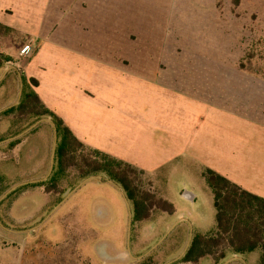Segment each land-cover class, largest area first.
Listing matches in <instances>:
<instances>
[{
	"label": "rangeland",
	"instance_id": "obj_1",
	"mask_svg": "<svg viewBox=\"0 0 264 264\" xmlns=\"http://www.w3.org/2000/svg\"><path fill=\"white\" fill-rule=\"evenodd\" d=\"M0 19L24 27H0V61L11 59L0 65V264L258 263L259 250L196 263L184 256L196 234L216 228L205 171L251 180L255 164L262 171L264 0H0ZM155 76L207 98L205 115L188 116L193 131L180 144L191 143L181 155L179 133H155V110L164 107ZM105 80L128 94L129 112H142L127 118L132 140L115 150L145 172L132 176L134 186L174 212L155 207L136 220L119 181L67 164L87 169L90 148L110 154L100 147L113 142H84L88 148L70 151L61 168L53 118L19 110L36 93L80 127L72 106L91 104L87 97Z\"/></svg>",
	"mask_w": 264,
	"mask_h": 264
},
{
	"label": "trees",
	"instance_id": "obj_2",
	"mask_svg": "<svg viewBox=\"0 0 264 264\" xmlns=\"http://www.w3.org/2000/svg\"><path fill=\"white\" fill-rule=\"evenodd\" d=\"M0 27L9 31L14 30L2 23ZM8 60H11L9 56L4 62ZM4 62L0 61V65ZM19 110L22 114L35 113L53 118L58 134L61 136V144L57 152L61 168L64 167V163L70 161L67 158L70 151H74L77 147H87L62 118L45 106L36 93L28 94L26 102L20 106ZM90 149L95 153V157H92L94 160H87V169L81 164H75L74 161L67 164L77 166L83 176L104 172L113 180L119 181L129 198L135 203L136 220L151 218L155 207L174 212L172 203L166 201V206L162 207L159 201L156 202L155 192L151 189L140 191L134 186L132 176L144 175L143 170H138L126 161L108 153ZM97 157L102 159L99 160ZM204 175L213 193L216 228L212 233H198L194 236L184 256V261L196 263L205 256H212L215 261H219L226 257L228 251L247 254L259 250L260 256L257 264H264V197L244 189L211 168H208ZM53 190L54 188H50L49 191Z\"/></svg>",
	"mask_w": 264,
	"mask_h": 264
},
{
	"label": "crops",
	"instance_id": "obj_3",
	"mask_svg": "<svg viewBox=\"0 0 264 264\" xmlns=\"http://www.w3.org/2000/svg\"><path fill=\"white\" fill-rule=\"evenodd\" d=\"M5 11L7 13H10L9 11L11 10L7 9ZM114 22V25L116 24L115 29H117L118 27L122 28L121 23H118L117 20H114ZM0 23L18 31H21L20 29L24 28L4 23L2 19H0ZM114 68L118 69L117 66H115ZM125 74L127 75L126 72ZM153 74L155 75V72ZM117 82L121 84L122 81L121 79H116V83ZM154 83L155 94L160 97L161 103L164 104L163 108L155 110V133H159V131L161 130L167 131L170 134L179 133V139L174 143V146L176 149L183 148L180 151H177V154L181 155L187 151L191 143V141H188L186 142L187 144H180L184 141L183 135L187 132V130L193 131L192 128H188L186 126V124H188V126H191L192 124L188 116L193 118L192 116L199 112L205 115L210 109L207 102V98L205 97V95L203 96L202 94L194 96V94L190 92V88L183 87L181 89V87L178 86L180 85V80H177L176 78L155 76ZM112 86H114L112 82H108L106 84L105 80L104 86L99 88L96 92L94 91L92 93L95 97H87V101L92 102L91 104L85 106L84 108H80L76 103L72 106L73 109L77 111V118H79L81 122L80 127H78V125H72V123L70 124L68 122L67 116L59 113L60 111L53 112H55L57 116L63 119L65 124L83 143L85 142L87 144L97 147L98 142H113L114 144H112L110 147L100 148L109 152L112 156L119 157L123 160L125 159L126 161L131 162L129 157L121 155V152L119 153L118 151H116L114 145L123 146V143L125 144L126 140H132L134 132L132 129H127V118H136L141 115L142 112L137 110H131L129 112L126 106L128 94L123 92L122 89L118 91L117 88L114 89L112 88ZM39 98L45 104V106L50 109L48 102L40 96ZM173 118H177V120L175 121L173 120ZM83 127L86 128L91 135H93L94 132L96 136L95 141L91 138L86 139L85 135L81 133L83 132ZM126 130L130 133L126 132ZM125 133L128 134L127 138L125 136ZM237 150L238 148H234L235 152ZM244 151L245 150L243 149V154H245ZM262 155V171L259 170V165L257 164H255L252 170V172H254L252 174L254 180L245 179L244 177L235 175L230 171L221 172L224 176L228 177L233 182H236L244 189L264 197V142ZM211 169H214L215 171L217 170L216 168L212 167ZM256 183H259L260 185H256ZM187 197L193 200L195 198V195L191 193L190 195H187ZM232 253L234 257L235 255L236 257H238L236 253Z\"/></svg>",
	"mask_w": 264,
	"mask_h": 264
},
{
	"label": "built area",
	"instance_id": "obj_4",
	"mask_svg": "<svg viewBox=\"0 0 264 264\" xmlns=\"http://www.w3.org/2000/svg\"><path fill=\"white\" fill-rule=\"evenodd\" d=\"M30 48V45H28L26 48H25V50H27V49H29Z\"/></svg>",
	"mask_w": 264,
	"mask_h": 264
},
{
	"label": "water",
	"instance_id": "obj_5",
	"mask_svg": "<svg viewBox=\"0 0 264 264\" xmlns=\"http://www.w3.org/2000/svg\"><path fill=\"white\" fill-rule=\"evenodd\" d=\"M57 135H58V131H57V129H56V140H57Z\"/></svg>",
	"mask_w": 264,
	"mask_h": 264
}]
</instances>
